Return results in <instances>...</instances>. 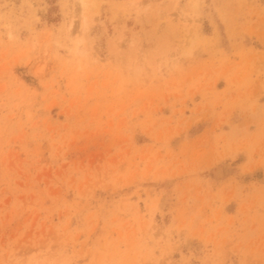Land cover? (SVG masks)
Returning <instances> with one entry per match:
<instances>
[{"label":"rangeland","instance_id":"rangeland-1","mask_svg":"<svg viewBox=\"0 0 264 264\" xmlns=\"http://www.w3.org/2000/svg\"><path fill=\"white\" fill-rule=\"evenodd\" d=\"M0 264H264V0H0Z\"/></svg>","mask_w":264,"mask_h":264}]
</instances>
